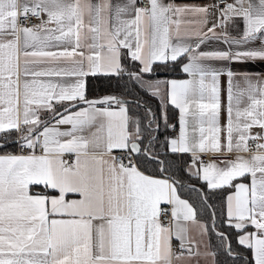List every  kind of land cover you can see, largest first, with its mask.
Returning a JSON list of instances; mask_svg holds the SVG:
<instances>
[{
	"label": "snow or ice",
	"instance_id": "obj_1",
	"mask_svg": "<svg viewBox=\"0 0 264 264\" xmlns=\"http://www.w3.org/2000/svg\"><path fill=\"white\" fill-rule=\"evenodd\" d=\"M256 62L264 0H0V264H264Z\"/></svg>",
	"mask_w": 264,
	"mask_h": 264
},
{
	"label": "trees",
	"instance_id": "obj_2",
	"mask_svg": "<svg viewBox=\"0 0 264 264\" xmlns=\"http://www.w3.org/2000/svg\"><path fill=\"white\" fill-rule=\"evenodd\" d=\"M182 72L180 71L179 65H173L169 64L167 68L161 66L157 68L156 73L152 77L153 79H161V80H166L167 77L169 76H174V75H180ZM123 83V82H121ZM89 90H88V96H95V95H101V94H110V93H119L120 89L117 88V81L113 79L112 81L105 80L103 78H89ZM138 91V90H137ZM141 95L145 96V99L148 100L150 104L155 106L158 101L155 99H150L148 98L144 93H141ZM177 110L172 108V106H169V115L173 116ZM163 136V133L161 134ZM14 137V133H13ZM14 144L8 145L7 148L13 147ZM1 150V149H0ZM184 159L187 160L189 159L188 155L184 156ZM185 181L186 183L189 184H196L198 187L200 186L199 182L195 178H189L185 176ZM181 195L185 196L187 198L186 193H182ZM192 199L195 201V194H192ZM218 200V197H217ZM213 243H216L215 240H213ZM233 245L235 246V240H233Z\"/></svg>",
	"mask_w": 264,
	"mask_h": 264
},
{
	"label": "crops",
	"instance_id": "obj_3",
	"mask_svg": "<svg viewBox=\"0 0 264 264\" xmlns=\"http://www.w3.org/2000/svg\"><path fill=\"white\" fill-rule=\"evenodd\" d=\"M178 3L180 2H189V3H206L208 2V0H177ZM216 46V45H213ZM234 67H240V68H246L250 71L253 72H264V62H256V63H248V64H243V65H234ZM187 78L186 74L182 73L180 75H174V76H169L166 78V80H170V79H185ZM226 87V85H225ZM225 103H226V97H225ZM178 111V110H177ZM6 149H1L0 150V154H2L3 152H5ZM66 159H71V157L66 156ZM207 160V159H205ZM219 162V161H217ZM182 198H186L185 196L182 195Z\"/></svg>",
	"mask_w": 264,
	"mask_h": 264
},
{
	"label": "built area",
	"instance_id": "obj_4",
	"mask_svg": "<svg viewBox=\"0 0 264 264\" xmlns=\"http://www.w3.org/2000/svg\"><path fill=\"white\" fill-rule=\"evenodd\" d=\"M35 22H36L35 18H33V19L29 20V21H25V23H27L29 25L34 24ZM15 135L16 134L14 133V137H15ZM6 151L7 152H17L18 151V146L14 144L13 147L6 149ZM205 159H208L207 156H205Z\"/></svg>",
	"mask_w": 264,
	"mask_h": 264
},
{
	"label": "water",
	"instance_id": "obj_5",
	"mask_svg": "<svg viewBox=\"0 0 264 264\" xmlns=\"http://www.w3.org/2000/svg\"><path fill=\"white\" fill-rule=\"evenodd\" d=\"M103 95H106V94H101V95H95V96H89V98H95V97H99V96H103Z\"/></svg>",
	"mask_w": 264,
	"mask_h": 264
}]
</instances>
